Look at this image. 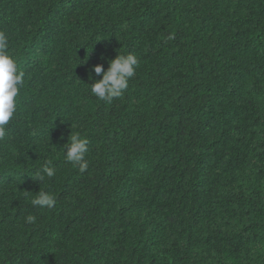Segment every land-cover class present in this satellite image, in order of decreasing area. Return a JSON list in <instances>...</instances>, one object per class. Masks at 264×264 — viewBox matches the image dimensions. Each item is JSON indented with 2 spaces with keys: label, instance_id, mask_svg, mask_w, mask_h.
I'll return each mask as SVG.
<instances>
[{
  "label": "trees",
  "instance_id": "obj_1",
  "mask_svg": "<svg viewBox=\"0 0 264 264\" xmlns=\"http://www.w3.org/2000/svg\"><path fill=\"white\" fill-rule=\"evenodd\" d=\"M0 264H264V0H0Z\"/></svg>",
  "mask_w": 264,
  "mask_h": 264
}]
</instances>
